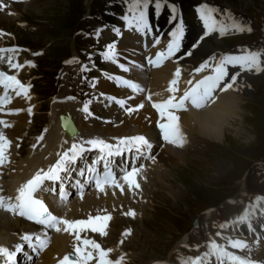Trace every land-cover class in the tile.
Instances as JSON below:
<instances>
[{
    "label": "bare ground",
    "instance_id": "1",
    "mask_svg": "<svg viewBox=\"0 0 264 264\" xmlns=\"http://www.w3.org/2000/svg\"><path fill=\"white\" fill-rule=\"evenodd\" d=\"M45 1L47 2V0H4L9 7L0 10V30L8 27L10 20L19 19L23 10L30 12L31 7L33 8L35 5L44 4ZM117 28L120 29L119 34L115 31ZM102 32L104 33L105 40L112 38L115 34L118 36V39L115 42L118 53L117 58L130 69V71L125 72L118 67V64L106 61L107 68L100 73V77L97 80L98 89L94 104L96 102L95 105L99 112L103 109V106L106 108L108 106L107 109L111 112V118L109 117L110 120L102 119L92 112V115L85 119L86 114L81 110L83 103L79 98L75 97L72 92L65 91L58 95L53 102L52 114L50 117L51 124L47 126V131L43 133L44 140L33 149L31 145L36 143V138H33L30 140L28 151H23V147H17V145L23 141L27 131H30L34 122L32 120L34 117L33 115L38 109H40V106L36 104L38 99L31 89L29 92L31 100H28L23 95L16 96L15 92L9 90V95H11L12 99L7 105H3L6 111L0 113V118L7 120L10 126L5 128L3 125H0V130H2L12 141V145L8 150L9 162L0 166V195L13 197L15 195V190L18 189L20 184L31 178L38 169L42 167L46 168L50 163L55 162V159H57L56 153L62 151L61 144L63 140L67 139L69 141L68 144L63 146L64 148L70 146L71 137H69L61 127V114L64 116H69V114H71L72 119L75 121V125L80 130V136L85 139L98 136L109 142L115 143V137L138 134L147 136L153 146L156 148L160 145L162 151L157 154L154 152L153 155L156 157L154 162L143 156L140 157L139 164L145 162V168L138 177L141 185L140 189L131 191L128 190L127 185H125V190L123 192L119 189L113 190L112 188H107L106 192L102 193L92 187H88L85 190L83 199L75 195V197L71 198V200L64 206H58L56 203L59 193V184L56 185L55 192H45L42 194L44 199L50 201V208L56 214L64 215L69 219H86L89 214L104 215L111 213L112 218L107 223L105 234L101 235L100 233H93L91 230H87L86 232L81 233V236L96 239L105 249H113L109 254V257L116 260L125 255V251H119L118 248L124 250L126 244L124 245V242L121 243V241H116L118 240V234H120V231L123 229L124 225H126L127 220L131 217H142V214L139 212L145 210L148 203L153 204L151 189L158 184V181L161 183V186L165 185L167 187V185H170L169 182L171 181L168 182L169 178L167 174L174 169L171 168L170 170H167L166 167L168 165L188 166L190 160L189 154L194 153L197 147L203 142L207 144L209 142L221 144L226 142V126L229 124L228 119L232 121L241 119L242 106L250 100H253L254 95H252L247 81L242 80L240 83L237 82L233 89L218 93L217 100L209 106L200 110H181L178 115L180 116L182 130L186 134L187 143L183 147L174 146L162 139L160 134L161 130L158 127V124L164 122L166 118H162L157 110L152 107V101H162L171 95L168 91V86L177 66L181 68V78L178 85L180 91L178 94H182L183 90L188 87L185 83L187 80L193 79V77L195 79L202 78L199 73L197 75L194 73L192 76L186 75V69L190 65L197 64L202 57H206L208 54L214 52L216 50L215 45L208 41L203 42L200 48L192 53L191 58L185 59L183 63L175 62L173 58H171L164 61L160 66L154 67L147 64V58L154 57L159 50L166 47L167 42H160V44L157 45L155 44L156 38L150 33V31L147 34H144L136 31L135 28H122L110 25L104 27ZM4 34L0 36V48L13 47L11 45L2 46L5 38ZM19 49L20 51L22 50L21 48ZM133 50L140 51L144 54L142 55L144 62L143 69L137 66L141 58L138 57L137 59L134 57ZM20 51L15 57V61L19 60ZM8 55V53H4V60L0 61V70H6L9 74L17 75L20 80L22 73H24V75L30 74L31 66L25 63L24 67L19 70L10 69L7 64ZM133 61L136 63L134 64ZM105 73H107V75ZM113 75L132 79L138 82L145 91L133 94L130 89L123 85H118L115 80L109 78ZM148 93L152 94L151 101L146 99ZM3 94L4 89L0 86V95ZM111 96L128 99V105L126 106H134L141 101H144V107L129 115L114 101L109 100V97ZM66 97H75V99L66 100ZM30 106L33 109L31 115L27 111ZM9 108H19L22 109V111L18 113H9L7 111ZM118 118H122L123 120L119 123ZM96 155L97 153L95 151L86 153L85 158L77 162V168L85 167L87 164L91 163ZM126 160L134 161L135 156L133 155L132 157L127 155ZM139 164L136 165L138 166ZM75 177L83 180V177H78V172H76ZM14 183L20 184L16 187ZM46 183L51 187V182ZM66 183L68 184V181ZM152 183L154 186H152ZM239 183L242 185L243 191L241 197L228 199L224 206V209L230 210V212L227 210V213L225 214V216L231 220L230 227L227 226L226 229L223 228L222 233L215 237V235L212 234L210 230L211 227L208 223L213 216L216 217L217 215L215 210H210V212L213 213L207 212L209 215L205 218V214L202 215L199 221V226L196 227V231L200 230L199 236H206L208 239L204 242L206 246L205 252L208 251V245L211 240H215L221 245L228 243V240L225 239L227 233V236H229L230 239H241L247 242L248 247L241 249L243 252L247 253L246 258H251L259 264H264V239L257 241L254 240V236H259L257 230H255V227L253 226V224L257 225L259 222L261 223V226L264 225V209L262 210L260 208V205L264 204V171L261 169L252 171L248 178L240 179ZM68 186L69 191L75 189L72 188L71 185ZM5 188H8L9 191L3 192ZM249 192L251 194L253 193V195H250ZM170 196H175L177 198L178 195L171 192ZM247 197L248 203L246 205L244 202ZM261 197H263L262 202H260ZM258 198L260 199L258 200ZM238 206H245L251 209L250 218L247 221V225L252 232L251 236L244 231L245 227L243 224L246 223L236 221V217L239 216L237 215ZM130 210H134V216L126 214ZM27 222L28 221L25 218L20 217L18 214H12L9 211L0 209V245L7 246V244L23 242L21 240L23 234L25 232L29 233L32 230L30 229L31 225ZM119 222L122 223V226L116 230L115 226H118ZM20 229L23 231V234L19 232ZM112 229L114 230L110 231ZM125 230L126 229L121 233L122 235L125 234ZM47 235V249L44 252L43 249L42 252L39 253H43V255L36 264H58V261L62 259L64 255L74 253V245L77 242L73 235L65 232H56L53 229H49ZM198 256H203V254H198ZM2 258L3 257H0V263L3 264ZM192 258L194 257L187 256L185 262L191 261ZM217 260L219 261V264H226V259L224 258H217ZM150 261L151 264H160L157 262V259H154L152 256ZM89 264H95V260L90 261ZM207 264L218 263L212 262L210 257L207 260Z\"/></svg>",
    "mask_w": 264,
    "mask_h": 264
},
{
    "label": "rangeland",
    "instance_id": "2",
    "mask_svg": "<svg viewBox=\"0 0 264 264\" xmlns=\"http://www.w3.org/2000/svg\"><path fill=\"white\" fill-rule=\"evenodd\" d=\"M121 1L126 5L129 3V0ZM174 1L182 2L185 7L190 5L187 0ZM206 3L211 6L219 5L222 9L228 6L227 3H234L238 11L242 10L240 18L244 24L256 28V34L254 32L246 37L232 39L233 41L226 40L225 45L219 46H234L235 43L247 45L251 42L258 46L264 45V0H207ZM105 8L104 0H92L90 4L86 0H47L44 4L31 7L30 12L23 10L20 18L10 20L9 26L5 28L13 35L10 40L14 38L23 47V58L26 61H34L32 74L21 76L23 80L34 83L37 103L41 106L33 115L32 128L36 131L44 132L51 124L52 105L59 92L74 89L75 91H72L84 103L92 101L94 94H97V78L99 72L106 69V64L103 55L99 57L89 53L95 47L102 46L101 42L93 37L92 32L98 29L100 24L97 22V16L102 14ZM92 15L95 19L89 18ZM102 44L104 45L103 41ZM132 52L134 57L141 58L139 64L144 65V54L137 50ZM76 53L87 60L91 59L90 62L97 67L81 71L83 65L67 63L76 65L74 73L78 74L79 78L67 86L63 76L64 64L66 59L71 60ZM35 69L37 70L34 72ZM90 70L93 72H89ZM186 74L192 76L191 70ZM251 82L255 89L258 88V94L255 93L253 100L242 106L241 119L234 120L235 122L228 119L226 142H203L194 153L189 154L188 166L168 165L167 170L174 169L167 174L171 186H161L158 181L151 189L153 204L148 203L145 210L139 212L142 217L125 219L126 225L116 241L126 244L124 250L118 248L119 251H125L124 264H151V256L160 264H171L173 261L181 264L187 258L188 252L197 251L194 245L203 246L208 240L206 236H199L200 230L196 231L195 222H199L203 214L205 218L209 215L207 212L213 213L210 210H215L217 216H213L208 224L216 237V229L219 228L214 227L217 223L220 224L218 218L223 221L226 211L229 210L224 209L227 199L241 197L243 191L239 180L248 178L252 171L257 169L264 171V76L253 77ZM77 85H80L79 89ZM90 108L96 113L92 102ZM106 111L98 116L111 118ZM122 120L118 118L119 122ZM28 132L31 136L32 129ZM28 148L26 143L25 149ZM171 192L176 193L177 198L170 196ZM245 202L248 203V197ZM119 224L115 226L116 230L122 226V223ZM124 229L125 234L122 235ZM188 243L191 244V251Z\"/></svg>",
    "mask_w": 264,
    "mask_h": 264
},
{
    "label": "snow or ice",
    "instance_id": "3",
    "mask_svg": "<svg viewBox=\"0 0 264 264\" xmlns=\"http://www.w3.org/2000/svg\"><path fill=\"white\" fill-rule=\"evenodd\" d=\"M150 0H129L128 14H125L123 19L128 28H135L140 33L147 34L151 31V25L148 17V9ZM9 5L0 0V10L8 8ZM156 8H160V0H156ZM174 10V7H173ZM200 19L203 21L205 32L207 36L210 33L218 31L219 34L224 35L229 30L251 31L250 26L233 21L231 25L220 24L216 10L208 6H202L198 10ZM115 31L119 34L120 29ZM0 30V35H3ZM185 29L183 20H181L170 33V38L167 40L165 48L159 50L154 57L147 58V64L158 67L164 61L177 57L181 52L182 41L184 38ZM203 37H201L202 39ZM155 44H160V39L155 40ZM197 45L194 44L193 47ZM19 47L13 46L8 48H0V61L4 60V53H8L7 64L10 69L19 70L24 67V64L15 61V57L19 54ZM37 55L40 53H36ZM191 51L185 52L184 55L190 56ZM105 61H111L118 64V67L127 72L130 71L128 66L118 60V53L115 42L106 45L102 53ZM77 58L73 57L65 63H75ZM27 65L34 66V61L27 60L24 62ZM135 64L136 62L133 61ZM143 69V64L137 65ZM229 66H239L241 71H255L256 73L264 72V49L257 50H243L239 53H229L217 57H212L199 63L193 69L194 73H202L208 70L207 75H203L200 79H189L185 83L188 85L183 90L182 94H178L180 89L178 87L181 78V68L176 67L173 78L169 82L168 91L171 93L162 101H152V107L157 110L162 118H166L164 122H160L158 127L161 130L163 141L168 142L174 146L183 147L187 143L186 134L183 132L180 116L178 113L181 110L196 109L200 110L206 106L214 103L218 98V93H223L227 90L233 89L237 82L240 72H235L229 77ZM88 65H83L81 71L87 70ZM107 75V73H105ZM117 82L118 85H123L130 89L133 94L142 93L145 89L136 81L127 79L124 76L113 75L109 77ZM0 86L4 89V94L0 95V113L5 112L3 105H7L12 97L9 95V90L15 92L16 96L23 95L28 100H31L29 95L31 84L23 83L17 75L9 74L8 71L0 70ZM94 87V85H93ZM66 100H74L75 97H66ZM147 100H152V94L148 93ZM110 101H114L125 113L131 115L135 111L144 107V101L134 105H128V99L118 98L116 96L109 97ZM91 101H87L82 106V111L85 113V119L92 115L90 110ZM9 113H18L22 109L16 108L7 109ZM28 113L32 114V107H28ZM0 125L7 128L10 125L8 121L0 118ZM64 130L70 134L71 143L69 147L64 148L68 144L67 139L62 141V151L56 153L57 159L54 163H50L46 168L38 169L31 178L22 183L16 190L15 198L11 196L0 195V209L18 214L29 221H34L36 224L43 226L40 233L25 232L21 237L23 242L27 243L28 248L33 253L39 255V252L47 247L49 229L56 232H65L74 236L77 242L74 245V253L66 254L58 261V264H89L90 261L95 260V264H122L124 257L113 260L109 254L113 251L111 248L105 249L97 242L96 239L82 237L81 233L91 230L93 233L105 234V229L108 221L111 220V213L104 215L89 214L86 219H69L64 215L56 214L46 203L43 193L55 192L56 185L59 184V193L56 203L58 206H64L68 203L71 192L68 190L69 180H72V173L78 172V177L75 178L72 188L76 189V195L83 199L85 190L92 187L98 192H106L107 188L113 190L119 189L121 192L127 189L135 191L141 188L138 177L145 168L144 163L138 166L133 162L131 167L125 166L119 169L120 174L114 170V158L124 155L125 152L133 154L137 160L140 157H145L148 160L155 161L156 157L151 154L153 148L152 142L143 134L115 137V143L101 137H92L85 139L80 136L78 130L67 120L64 122ZM47 128L44 129V132ZM44 140L43 132L36 138V143L31 147L35 149L41 141ZM12 141L0 130V166L9 162V147ZM19 147V145H17ZM95 151L97 155L85 167L77 168V162L85 158V154ZM102 164V170H101ZM51 182V187L48 183ZM260 198H258L259 200ZM251 209H245L242 215L236 217V221L245 222L250 218ZM128 215H135L134 210H130ZM225 227L224 224L220 225ZM131 231L130 229L128 230ZM219 235V233L217 234ZM228 244L235 249H244L248 247L247 242L241 239L227 238ZM122 242V241H121ZM24 251V243H16L14 250L7 246L0 245V257H3V264H17L18 255ZM27 258L31 260V256L25 253ZM215 256L217 258H224L228 264H256L251 258H246L241 255L229 251L227 247L211 240L208 245V251L203 253V256L192 258L191 261H186L185 264H207V260Z\"/></svg>",
    "mask_w": 264,
    "mask_h": 264
},
{
    "label": "water",
    "instance_id": "4",
    "mask_svg": "<svg viewBox=\"0 0 264 264\" xmlns=\"http://www.w3.org/2000/svg\"><path fill=\"white\" fill-rule=\"evenodd\" d=\"M61 119H62L61 121H62V127H63V129H64V122H65V120H67V121H69L78 130V128L76 127V125H75V123H74V121L72 119L71 114H69V116L61 115ZM78 132H79V130H78ZM68 135L70 136V134H68Z\"/></svg>",
    "mask_w": 264,
    "mask_h": 264
}]
</instances>
